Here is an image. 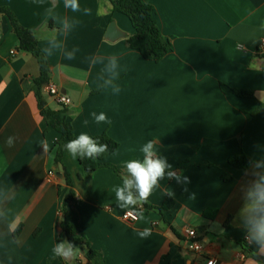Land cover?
I'll return each mask as SVG.
<instances>
[{"label": "crops", "instance_id": "0c3cea01", "mask_svg": "<svg viewBox=\"0 0 264 264\" xmlns=\"http://www.w3.org/2000/svg\"><path fill=\"white\" fill-rule=\"evenodd\" d=\"M142 1L155 8L159 31L173 48L158 63L128 47L134 29L110 0H79L82 10H91L88 15L66 9L64 0H0V7L33 33L48 84L70 99L67 107L57 104L44 93L46 84L45 106L66 109L74 137L105 133L118 144L106 159L115 171L103 167L86 177L78 157L67 151L55 163L58 135L47 128L35 95L39 60L18 50L15 32L0 14V208L8 210L7 221L0 222V264H67L52 253L65 239L62 220L105 264H205L209 256L214 264H250L254 259L255 245H248L238 219L243 204L238 189L250 169L228 159L264 158V111L253 114L264 105V0ZM63 17L75 21L66 36L60 32ZM111 22L124 38H104ZM52 36L66 50L78 49L75 58L59 51L46 58L42 49ZM96 55L118 57V94L100 86L103 65L89 62ZM237 89L253 97L236 96ZM93 112L105 113L111 123L97 124ZM9 136L16 138L12 148L3 145ZM148 140L190 182L165 178L147 203L121 209L112 188L122 182L124 162L141 159ZM128 210L138 214L133 224L120 220ZM145 228L151 235L142 239ZM188 228L203 253L186 250ZM71 264L93 263L79 250Z\"/></svg>", "mask_w": 264, "mask_h": 264}, {"label": "clouds", "instance_id": "9594fccd", "mask_svg": "<svg viewBox=\"0 0 264 264\" xmlns=\"http://www.w3.org/2000/svg\"><path fill=\"white\" fill-rule=\"evenodd\" d=\"M64 7L72 12H81L85 15L90 14L89 8L81 9L79 0H64ZM48 15H52V9H46ZM61 27L60 32L67 35L75 26V21H70L67 17H63L59 21ZM62 52L66 59L72 60L78 49L66 50L62 41L52 36L48 45L42 49L46 58L54 55L55 52ZM91 65H103L99 79L100 86L107 90L111 89L113 94H118L121 89L116 81L119 79V62L116 55L108 57L96 55L89 57ZM94 121L99 123L110 124L111 121L103 112L97 114L91 113ZM87 125L88 121L85 120ZM16 138L14 136L7 137L3 141V145L12 148L15 146ZM65 150L72 159L79 157L80 159H91L102 156L109 149L106 143H101L94 139L87 132H81L74 139L69 140L64 145ZM140 152L141 159L126 160L123 164L125 174L122 176V182L112 188L115 193V199L118 207L127 209L134 207L139 203H147L150 195L160 188V181L167 178L174 180L177 184H188L189 178L180 171H174L173 166L168 163L167 159L158 154L157 144L155 141L148 140L144 143ZM250 171L246 173L250 178L239 186L238 192L243 201L238 212V219L246 230L245 240L248 245H255L253 251L254 259L250 264H264V158L250 160ZM166 195L174 197V192H166ZM8 219V210L0 208V222H6ZM9 231L14 230V225L8 224ZM151 235V229L145 228L139 232L142 239H147ZM78 247L71 241L62 239L55 243L52 248L54 257H60L71 264V261L78 253ZM209 264H212L210 261Z\"/></svg>", "mask_w": 264, "mask_h": 264}, {"label": "trees", "instance_id": "16d2710c", "mask_svg": "<svg viewBox=\"0 0 264 264\" xmlns=\"http://www.w3.org/2000/svg\"><path fill=\"white\" fill-rule=\"evenodd\" d=\"M114 12H118L126 16L132 26L133 32L128 35L126 40L128 47L137 52L142 56L144 60L152 61L154 63L160 62L169 52L172 51L171 42L164 38L157 26L155 19L154 9L150 4L143 2L142 0H110ZM0 14L6 15L13 32L18 40V50L30 53L36 56L40 64V77L35 82V95L37 98L38 108L41 116L46 122L47 128L56 131L58 139L56 142V153H55V163H61V156L66 151L64 145L71 139H74V134L70 122L67 120V111L64 108H59L57 110H52L45 106L42 100L41 89L44 85L48 84V71L47 65L44 57L40 53L37 41L33 33L23 28L17 22L15 16L7 8L0 7ZM232 93L239 97H253L251 91H240L232 90ZM264 111V105H259L257 110L253 114H257ZM94 139L99 140L101 143H106L109 149L102 156L91 159H80L78 157V162L86 177H89L94 171L99 168L109 167L114 171L115 169L111 167L106 159L118 149V144L109 138L105 133L94 137ZM251 159L244 155L239 154L232 156L228 159V163L237 168L246 169L249 167V161ZM65 181L70 185L68 180V175L65 174ZM145 205V204H143ZM169 205V202H168ZM167 209V206L164 207ZM60 230L62 236L77 245L78 250H85V257L88 261L93 264H105L95 250H93L89 244L81 237H78L75 233L74 227L65 221L60 222ZM14 233V237L19 233L17 229Z\"/></svg>", "mask_w": 264, "mask_h": 264}, {"label": "built area", "instance_id": "2783aa9c", "mask_svg": "<svg viewBox=\"0 0 264 264\" xmlns=\"http://www.w3.org/2000/svg\"><path fill=\"white\" fill-rule=\"evenodd\" d=\"M262 45H264V42H262ZM14 53L16 52L12 51L11 54ZM43 91L50 98H52L53 101L56 102L57 104L62 105L63 107L69 106L70 99L66 97L64 94H62L54 84L52 83L47 84L46 86L43 87ZM49 175H51V173ZM120 220L126 224H133L138 220V214L134 210H128L120 216ZM185 234H186V238L184 240V245L186 250L197 254H201V252L203 253L204 247H202L201 243L198 241L195 231L191 228H188L186 229ZM210 261L212 262V264H214L215 257L214 256L207 257L205 260V264H209Z\"/></svg>", "mask_w": 264, "mask_h": 264}, {"label": "water", "instance_id": "95a60500", "mask_svg": "<svg viewBox=\"0 0 264 264\" xmlns=\"http://www.w3.org/2000/svg\"><path fill=\"white\" fill-rule=\"evenodd\" d=\"M125 34L117 28L115 22H111L105 32L104 38L108 41H116L120 38H124Z\"/></svg>", "mask_w": 264, "mask_h": 264}]
</instances>
